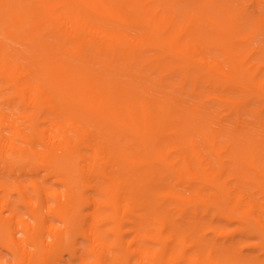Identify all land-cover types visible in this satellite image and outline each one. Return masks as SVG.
Returning <instances> with one entry per match:
<instances>
[{
    "label": "bare ground",
    "instance_id": "obj_1",
    "mask_svg": "<svg viewBox=\"0 0 264 264\" xmlns=\"http://www.w3.org/2000/svg\"><path fill=\"white\" fill-rule=\"evenodd\" d=\"M242 1L0 0L9 264H264V17Z\"/></svg>",
    "mask_w": 264,
    "mask_h": 264
},
{
    "label": "rangeland",
    "instance_id": "obj_2",
    "mask_svg": "<svg viewBox=\"0 0 264 264\" xmlns=\"http://www.w3.org/2000/svg\"><path fill=\"white\" fill-rule=\"evenodd\" d=\"M241 7L243 14H245V16L253 18V21L258 17H264V0H262V4L258 7H256L251 0H243L241 3ZM243 26H249V23ZM260 39L261 36L254 32L252 34V45H257L260 42ZM19 210L25 214L26 209L23 205L19 204ZM2 244L3 242L0 237V262H2L3 264L13 263L15 261L14 256ZM78 254H76L74 257H70L68 254H65L62 264H79V259L78 257H76Z\"/></svg>",
    "mask_w": 264,
    "mask_h": 264
}]
</instances>
